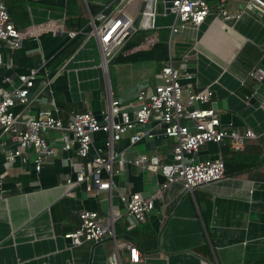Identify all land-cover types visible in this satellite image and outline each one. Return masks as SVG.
<instances>
[{"label": "crops", "instance_id": "obj_1", "mask_svg": "<svg viewBox=\"0 0 264 264\" xmlns=\"http://www.w3.org/2000/svg\"><path fill=\"white\" fill-rule=\"evenodd\" d=\"M37 1L25 0L29 3L24 7L30 21L26 31L46 23L64 29L67 18L82 15L83 8L88 12L84 0H56L60 8L51 10L35 6ZM91 1L99 6L118 4L117 0ZM204 1L210 8L204 22L199 26L186 24L176 33H171V28L179 24L175 15L166 13L163 3H156L151 33L131 52L150 50L159 41V31L167 30L166 62L110 63L119 50L105 62L93 29L56 70L48 68L47 63L65 41L66 32L28 35L16 48L10 42H0V95L16 90L19 75L33 69L37 77L30 90L31 103L26 108L16 105L12 112L24 118L50 111L63 121L72 113H89L102 122L112 100L119 103L121 112H135L133 109L139 106L137 93L153 91L160 83L161 68L170 65L194 76L196 92L210 89L212 100L203 106L216 111L224 128L231 127L241 134L254 133L249 145L261 148L263 156L264 100L254 108L249 99L258 84L250 75L264 61V13L245 11L239 19L223 20L217 11L220 0ZM247 1L225 0V9L234 15L244 9ZM139 3L140 0L125 3V11L114 18L115 22L129 25ZM147 23L148 12L141 25ZM139 83H145L142 90L136 88ZM186 99L185 93L183 101ZM124 101L128 103L123 104ZM160 122L155 114L146 125L135 126L113 145L118 153L114 166L117 168L122 161L121 172L113 178L110 191L95 195L82 187L66 185L67 179H75L81 162L75 146L64 149L63 137L70 138V134H45L54 154L36 172L32 153L26 164L6 160L4 149H15L16 145L0 130V174L7 173L0 180V264H264V163L199 187L193 194L184 191L180 183L164 189L159 169L172 161L175 139L157 141L156 149L150 151L145 149L143 138L137 143L130 141ZM108 139L106 133H96L90 154L105 153ZM2 142L7 147L3 148ZM223 146L206 144L195 157L222 159ZM142 155L148 161L136 166L134 160ZM130 193L156 197L154 209L141 222L129 217L120 202V195ZM84 210L112 222L116 238L71 245L65 235L78 228L79 213ZM117 224L126 230L147 225L153 232L154 249L142 255L136 248L140 260L132 263L126 249V243L131 241L125 232L116 233ZM203 246L209 249L211 260L196 253Z\"/></svg>", "mask_w": 264, "mask_h": 264}, {"label": "built area", "instance_id": "obj_2", "mask_svg": "<svg viewBox=\"0 0 264 264\" xmlns=\"http://www.w3.org/2000/svg\"><path fill=\"white\" fill-rule=\"evenodd\" d=\"M118 4L110 15L104 11L90 18L93 36L98 41L104 60L111 58L113 53L120 49L126 37L135 29L127 31L129 25H122L114 20L123 11V5L132 0H117ZM143 0H140V2ZM146 2L141 14L139 29H149L156 3H151L150 11H146L149 0ZM218 14L223 20L239 19L245 11L264 13V0H248L244 9L231 15L225 9V0H220L217 7ZM148 12L147 25H141ZM171 12L175 15L178 26L171 28V33H176L179 27L186 24L201 25L210 13V8L204 0H173ZM98 23V26L95 25ZM43 32H62V26L54 23H46L33 28L30 31L18 32L7 13L6 7L0 0V42H10L12 47H19L26 36H36ZM67 37H73L74 33H65ZM106 62V60H105ZM251 78L261 82L264 78L263 68H257L251 73ZM37 72L33 69L27 74L19 75V87L9 94L0 95V130L7 134L15 149H4L6 160L10 163L19 160L21 164L28 162L29 153L33 154L32 163L34 170L40 172L45 159L54 154V149L47 143L45 134L59 132L64 135V149L75 146V153L81 159L74 180L67 179L69 187H82L86 193L95 195L98 192L110 191L113 188V178L120 174L122 161L114 163L118 153L113 145L122 136L137 125H146L150 118L157 114L160 123L166 124V136L175 139L173 146V158L171 162L160 166V173L164 178L162 188H167L173 183H180L184 191L193 192L204 185L222 180L224 176V163L222 159L192 164L198 151L206 144L229 145L235 151L244 147L248 139L255 137L251 131L241 134L235 129L221 126L220 118L211 107L203 104L210 103L212 91L205 89L196 92L193 89L191 73H181L170 65L161 68L160 83L153 91H140L137 101L139 110L133 113L121 112L119 103L111 101L106 112L103 113V121L97 120L89 113H72L66 121L55 117L50 111L39 112L37 116H26L12 112L16 105L26 108L31 103L30 90L33 88ZM187 99L183 101V95ZM194 101H199L201 108L193 107ZM192 124L190 130L188 124ZM106 133L109 137L106 143V152L90 154L93 136L98 133ZM143 137L136 134L130 138L131 143H137ZM7 147L5 142L1 143ZM188 159L189 162H186ZM148 161L147 156H138L134 160L136 166H143ZM264 163V161H263ZM7 173L0 174V180ZM120 202L124 203L126 212L135 222H141L145 216L154 209L156 197H144L140 193L120 195ZM114 237L113 223H108L94 211H81L79 213L78 228L67 235L71 245H80L83 242L99 243L105 238ZM126 249L130 254V261L136 263L140 260L139 252L133 243H126ZM110 264H116L112 261Z\"/></svg>", "mask_w": 264, "mask_h": 264}, {"label": "trees", "instance_id": "obj_3", "mask_svg": "<svg viewBox=\"0 0 264 264\" xmlns=\"http://www.w3.org/2000/svg\"><path fill=\"white\" fill-rule=\"evenodd\" d=\"M7 13L10 17L14 28L18 32H24L30 25V21L25 9V5L29 3L25 0H2ZM88 12L83 8L82 15L73 18H67L64 23V31L66 33H74L73 37H66L63 44L50 55L47 67L56 70L78 49L82 41L88 36L92 27L89 24V17H95L99 12L104 11L106 15H110L115 9V4L107 6H99L92 3L91 0H85ZM46 9H59L56 0H38L33 3ZM98 26V23H95ZM151 29L139 30L130 33L122 47L110 60L112 64H126L145 61L166 62L168 60L167 40L168 31H159V41L150 50L131 52L135 47L139 46L144 38L151 33ZM250 140H246L244 147L235 151L229 145L223 146L221 150L222 161L224 163V176L231 177L242 172H248L252 169L261 167L264 161V155L261 154V148L249 145ZM258 143V142H257ZM125 232L130 241L138 249L140 254L145 255L154 249L155 239L152 230L147 225H138L130 230L121 229L120 225L116 226V233ZM208 260H211V253L205 246L195 250Z\"/></svg>", "mask_w": 264, "mask_h": 264}, {"label": "water", "instance_id": "obj_4", "mask_svg": "<svg viewBox=\"0 0 264 264\" xmlns=\"http://www.w3.org/2000/svg\"><path fill=\"white\" fill-rule=\"evenodd\" d=\"M85 1V0H84ZM172 1L173 0H154L155 3H163V7L166 13H170L171 12V7H172ZM145 4L146 2L143 0L139 3L138 7L136 8V15L133 19V21L130 24V27L127 29V31H130L131 28L137 30L139 29V22L141 19V14L144 11L145 8ZM264 66V61L261 62V64L259 65V68H263ZM145 83H139L136 85V88L139 90H142V88L144 87ZM255 89L256 92L255 94L249 99V104L251 106H253L254 108H258L260 106L261 101L264 100V78L262 79L261 82H258L257 85H255ZM130 91V90H129ZM139 93H137V98H138ZM124 100V95H122L121 97ZM127 101H124L123 104H127ZM139 106L136 107L135 109H133V111H138L139 110ZM195 108H201L200 102L199 101H194L193 107H191L189 110L195 109ZM190 130H192V124L189 123L188 124ZM166 124L164 123H160L158 126L156 127H149L146 128L144 130V134H143V141L145 144V149L150 151V150H155L157 145V141H161L167 138L165 132H166ZM208 161V157H197L194 158L191 163L192 164H197L200 162H206ZM186 162H189L188 159H186ZM125 166V165H124ZM106 205V202H103ZM114 239L115 234H114Z\"/></svg>", "mask_w": 264, "mask_h": 264}, {"label": "bare ground", "instance_id": "obj_5", "mask_svg": "<svg viewBox=\"0 0 264 264\" xmlns=\"http://www.w3.org/2000/svg\"><path fill=\"white\" fill-rule=\"evenodd\" d=\"M152 2H153V0H149L146 11H148V12L150 11Z\"/></svg>", "mask_w": 264, "mask_h": 264}, {"label": "rangeland", "instance_id": "obj_6", "mask_svg": "<svg viewBox=\"0 0 264 264\" xmlns=\"http://www.w3.org/2000/svg\"><path fill=\"white\" fill-rule=\"evenodd\" d=\"M159 4H161V2H160ZM159 7H160V6H159ZM159 7H158V9H159ZM123 11H125V10L123 9Z\"/></svg>", "mask_w": 264, "mask_h": 264}]
</instances>
